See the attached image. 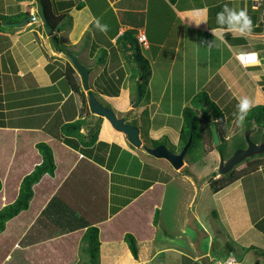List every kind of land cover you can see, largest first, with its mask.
Wrapping results in <instances>:
<instances>
[{"label":"crops","instance_id":"0c3cea01","mask_svg":"<svg viewBox=\"0 0 264 264\" xmlns=\"http://www.w3.org/2000/svg\"><path fill=\"white\" fill-rule=\"evenodd\" d=\"M29 2L0 0V14H31L34 3ZM50 3L54 13L72 15L71 21L61 23L53 34L57 43L68 46L88 68L90 90L118 116L126 114L128 122L137 120L142 140L139 147L102 117L95 144L99 146L96 155L101 160L88 158L106 171L108 179L107 216L95 223L100 242L98 264H127L134 258L124 234L131 232L142 244L146 232L154 226L156 209L160 210L161 223L169 185L177 180L179 185L185 183L183 175L155 168L158 166L148 155L169 162L144 151V146H153L146 137L153 143L164 140L162 144L174 146L175 152L179 146L182 108L200 90L207 91L220 107L228 102L237 107L239 98L245 96L255 105H264V0H50ZM225 5L247 10L252 21L250 32L241 35L217 23L216 14ZM97 20L99 25H107L106 31L97 27ZM38 26L31 19L0 30V208L17 197L23 176L41 162L37 142L50 146L55 169L53 175L45 173L33 185L28 208L9 219L0 232V262L75 264L85 226L32 245H19L21 237L78 163L82 164L77 168L75 180L54 200L50 218L58 215L67 221H87L93 214L79 205L86 198L82 191L93 184L100 189L103 186L100 170L97 172L95 167L81 162L85 157L82 151L51 129L90 115L80 112L82 99L65 77L64 67L70 62L66 53L57 51L56 46L52 48L44 29L41 31ZM127 30L135 38L138 32L145 34L146 44H138L151 70L145 94L136 107H132L131 95L134 63L121 52L123 41L117 42ZM242 51H256L260 63L243 66L235 56ZM56 60L62 65L54 64ZM144 110L149 115L146 136L140 123ZM236 112L230 116V122L226 120L229 127ZM225 117H229L228 112ZM149 174L160 179H150ZM141 181L146 185L140 187ZM74 185L81 194L73 198ZM192 189L189 191L193 195ZM211 193L217 207L220 206L219 214L217 210L213 213L214 218L225 221L233 241H242L254 228L264 238V231L255 225L259 222L264 227V165L234 185ZM99 199L101 203L103 200ZM169 206L172 204L168 202ZM104 210L102 203L98 213L102 215ZM247 238L243 246L252 247L257 237L251 234ZM15 250L25 254L24 260L22 257L16 261Z\"/></svg>","mask_w":264,"mask_h":264},{"label":"trees","instance_id":"16d2710c","mask_svg":"<svg viewBox=\"0 0 264 264\" xmlns=\"http://www.w3.org/2000/svg\"><path fill=\"white\" fill-rule=\"evenodd\" d=\"M44 6V10L47 17L48 25L52 26L54 29H59V25L61 23H68L71 21L70 16L65 13L56 14L51 10L50 0H40ZM29 15V12H23L17 15L4 16L0 14V30L5 29L7 22H14L24 19ZM14 16L17 18L13 20ZM123 41V45L120 46V50L123 53L124 57L134 63V67L132 68L133 73L131 79V95L132 100L135 99L137 89L140 90V97L142 98L144 92L146 90L147 80L150 75V66L148 60L142 55L137 39L133 36L132 31H125L122 35L117 38L118 44ZM125 41V42H124ZM129 44V45H127ZM56 49L59 51H63L66 54L71 53V50L57 43ZM64 74L68 83L71 85L73 91L77 92L81 99L82 104L80 108V112L86 113V115H90L89 118H77L72 121H67L61 123L59 127L51 128L52 131H55V135L62 138L63 141L70 144L76 149L82 151L85 155L82 158L81 162H86L87 164L96 168L97 172L100 170V174L103 176L102 188L96 187L93 185H89L84 193V197L82 202L79 205L85 208L87 211L93 214L90 216V219L87 221L82 219L78 221H67L64 218L55 217L50 218L51 209L53 208L54 200L63 192L67 191L68 187H70L71 181L75 176H77V170L82 163H78L75 169L69 174V176L62 183L60 188L58 189L55 196L52 198V201L47 204V206L42 210V212L38 215V217L34 220L25 234L19 240V245L24 247L28 245H32L38 243L40 241L55 237L57 235H61L74 229L78 226H85V232L81 238L80 242V254H84L80 256L85 257L87 259L86 262H79L75 264H98L97 257L99 251L100 242L98 240V227L96 226V222L103 220L106 218V205H107V173L105 170H102L98 165H95L92 161L88 160V158H92L93 160H101L98 155H96V149L98 150V144L95 147L97 142L98 132L101 125L102 117L92 113L89 109L87 103V96L85 92L81 88L79 75L72 66L70 62H67L64 67ZM145 85V87H144ZM238 109L234 106L233 103L228 102L224 107H220L214 100L209 97V94L205 90H200L195 93L188 102L182 108V123L179 131V146L175 150V152L180 151L184 144L187 142L189 138H191L190 144L187 148L185 157L187 154L191 152L193 149L196 150L197 146H194L195 142L201 141L202 144V153L208 155V153L212 149H216L222 158L225 157L224 150L222 145L225 142L226 129L229 126L226 124L227 121H231L230 116L233 112H236ZM229 113V117H225V113ZM148 114L147 110H144L141 114L140 120L141 124L143 123L142 119ZM253 120L255 124L259 127H264V105L256 104V107H253L249 112L248 116L245 118L244 122L248 123ZM132 124L137 125V120H131ZM215 123L216 129L219 136V145L213 146V134H212V125ZM87 125V126H86ZM86 126V132L82 131V128ZM52 127V126H51ZM47 129L49 127H46ZM247 130L249 128L247 127ZM165 139V138H164ZM197 140V141H196ZM165 143L164 140L154 141L153 146ZM208 145V146H206ZM36 147L42 156V160L40 163L36 164L34 168L27 173L20 181L19 191L17 197L11 202L0 208V232H2L5 228L6 222L17 215L20 211H23L28 208L29 201L33 195V185L37 183L43 174L48 173L49 175L54 174L55 164L53 160V154L50 146L43 142H37ZM264 152L255 154L253 156L248 157L247 164L245 167L241 169H237L234 166L227 173L221 174L218 177L211 176L208 179V183L212 191H218L226 189L239 180H242L247 175L251 174L259 166L264 165ZM200 155L195 153H191L188 157L192 163L199 162ZM96 161V160H95ZM103 161V160H102ZM101 161V162H102ZM78 168V169H77ZM156 180V178H155ZM1 180H0V188H1ZM99 191V192H98ZM81 191L76 189V185L72 190V196L77 197L80 196ZM103 200L99 203V197ZM82 197V196H81ZM104 205L105 210L102 215L98 213L101 208V205ZM215 213V212H214ZM159 209L155 210L153 223L156 225L158 222ZM62 216V215H61ZM60 218V219H59ZM77 225V226H76ZM256 227L262 229L264 231V227L261 223L256 222ZM124 241L127 243L128 248L134 258L138 257V247L137 241L134 235L130 232H126L124 234ZM82 251V252H81ZM264 255V252H261ZM84 258V259H85ZM182 263L183 264H198L193 259H191L187 255H182ZM191 262V263H190Z\"/></svg>","mask_w":264,"mask_h":264},{"label":"rangeland","instance_id":"374dc122","mask_svg":"<svg viewBox=\"0 0 264 264\" xmlns=\"http://www.w3.org/2000/svg\"><path fill=\"white\" fill-rule=\"evenodd\" d=\"M29 3L31 5L34 3L35 6V0H30ZM33 10L34 11L31 13L32 17L29 20H36L39 25L38 28L42 31L43 25L41 19L36 14L35 7H33ZM15 19L17 18L14 16L13 20ZM15 23L16 22H7L6 26H10L11 24L13 26ZM59 44L61 43L59 42ZM64 46L68 47L66 45ZM53 63L62 65L58 60L53 61ZM143 101H145V98L142 102ZM142 121L143 123L141 126L144 128V130H142L143 136H146L147 133L145 131L149 125V115L147 114ZM230 124L232 125L224 131L225 135L229 134L227 138L225 137L224 145H222L225 155L223 158L224 160L237 148H245L247 146V134L249 135V139L255 143L264 142V127H258L253 120L248 123L243 122V124L239 126L235 120ZM247 127L249 130H247ZM146 139L148 144H154L148 137H146ZM219 143L217 145H219ZM195 145L197 149H193L187 154L188 156L185 157V163L179 170L174 169L162 159L157 160L148 155L152 163L158 166L155 168L159 170L165 169L169 174H181L185 177L183 178V182L185 183L183 186L179 185V183H177L179 180H177L169 185L166 195L167 204L161 212V223L158 221L156 225L153 223L154 226L151 227L152 230L146 232L145 236H147V238L142 240V244L136 239L138 257L134 258L133 256L134 260L132 259V262L127 264H183L181 259L182 255L189 256L195 262H198V264H264V255L261 254V250L264 249V238L257 229L254 228L249 234L246 233L242 241L235 242L232 239L233 236L225 221L214 218L215 214L213 213L217 210L219 214L218 208H220V206L218 205L219 207H217V201L211 193L212 189L209 186L208 179L211 176L218 177L220 175L218 173V165L221 155L214 148L205 156V154L202 153L201 141L198 140V142L194 143V146ZM212 145L216 146L213 144V141ZM167 147L171 150L175 148L174 146ZM191 153L198 154V156L200 155V161L192 163L188 160ZM246 159L240 162L236 168L241 169L245 167L247 164ZM191 170L194 171L192 172ZM145 171L147 172V170ZM189 174L191 176H188ZM149 178L155 179L156 177L150 175ZM144 185H146V183L142 181L139 184L140 187ZM191 185L195 186V188L193 187L192 189ZM189 189L195 192L193 193L195 197L199 196L200 198H195ZM196 191L198 192L196 193ZM193 201L195 203L197 201V205L194 206L195 203H193ZM168 202L172 204L171 208L170 206L167 207ZM159 218L160 215H158V219ZM251 234L255 235L257 240L253 242L252 247L243 246L248 240L247 237ZM13 254L16 261H20L22 257L23 260L25 258V254H19L18 250H15ZM82 255L84 254L79 255V259L76 263L87 261L85 257H81L82 259H80ZM98 256H100L99 252ZM97 262L99 263L98 257ZM0 264L2 263L0 262ZM10 264H12V261Z\"/></svg>","mask_w":264,"mask_h":264},{"label":"water","instance_id":"95a60500","mask_svg":"<svg viewBox=\"0 0 264 264\" xmlns=\"http://www.w3.org/2000/svg\"><path fill=\"white\" fill-rule=\"evenodd\" d=\"M35 9L36 14L40 17L43 29L45 34L49 39V43L52 48L55 47L57 43L56 37L54 36V28L48 25L46 13L44 10V6L40 0H35ZM32 17V14H29L22 21L15 23L17 25L24 24L27 20ZM12 25V24H11ZM67 57L69 58L72 66L77 71L80 76L81 86L84 91L87 92V103L89 109L92 113L101 116L109 121L112 127L118 131L123 132L128 141L134 145L135 147H139L142 145V140L139 136V128L137 125H134L126 120L127 115L118 116L116 112L109 106L103 105L95 96V94L90 90L88 84V68L79 61V59L72 53H67ZM140 101V90L137 89L136 96L134 101L132 102V107H136ZM212 134H213V144L217 145L219 141L218 132L216 129L215 123L212 125ZM247 137V146L245 148H237L234 152L225 160L220 157L219 165H218V173L224 174L230 171L234 166L238 165L244 159L253 156L255 154H259L264 152V142L255 143L249 139V135ZM191 138L187 140L184 146L178 152H173L170 150L165 144H158L155 146H144L143 149L148 154L157 157L163 158L169 162V164L176 170H179L184 165V158L187 151V148L190 144Z\"/></svg>","mask_w":264,"mask_h":264},{"label":"clouds","instance_id":"9594fccd","mask_svg":"<svg viewBox=\"0 0 264 264\" xmlns=\"http://www.w3.org/2000/svg\"><path fill=\"white\" fill-rule=\"evenodd\" d=\"M216 20L219 25H227L229 30L239 32L241 35L250 32L252 28V21L248 16L246 9L235 10L225 5L223 10L216 14ZM96 25L101 31L107 30V25H99L98 20L96 21ZM220 38L223 39L222 32L220 34ZM258 55L259 54L254 51L253 53L246 54L244 58L249 62L258 64L260 63ZM247 66L248 65H245V67ZM253 107H256V105L248 97L245 96L239 98L237 105L238 110L234 114L235 122L238 126L243 124L245 118L248 116Z\"/></svg>","mask_w":264,"mask_h":264},{"label":"built area","instance_id":"2783aa9c","mask_svg":"<svg viewBox=\"0 0 264 264\" xmlns=\"http://www.w3.org/2000/svg\"><path fill=\"white\" fill-rule=\"evenodd\" d=\"M136 38H137V41H138L139 44H141V45L146 44V37H145L144 33L138 32L137 35H136ZM253 52H251V51L250 52H247V51L237 52L235 54V56H236L237 60L240 62V64H242L243 66L252 65V64H256V63L249 62L244 57H245L246 54H250V53H253Z\"/></svg>","mask_w":264,"mask_h":264}]
</instances>
